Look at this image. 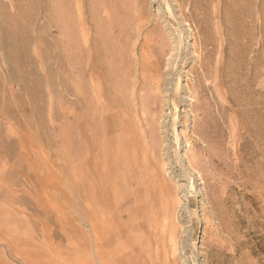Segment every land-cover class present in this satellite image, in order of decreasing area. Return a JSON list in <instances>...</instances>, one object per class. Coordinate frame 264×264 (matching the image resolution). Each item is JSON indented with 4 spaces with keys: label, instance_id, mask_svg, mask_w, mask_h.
<instances>
[{
    "label": "rangeland",
    "instance_id": "1",
    "mask_svg": "<svg viewBox=\"0 0 264 264\" xmlns=\"http://www.w3.org/2000/svg\"><path fill=\"white\" fill-rule=\"evenodd\" d=\"M100 131L113 174L121 144L147 157L122 201L100 191ZM135 251L136 264H264V0H0V264Z\"/></svg>",
    "mask_w": 264,
    "mask_h": 264
},
{
    "label": "bare ground",
    "instance_id": "2",
    "mask_svg": "<svg viewBox=\"0 0 264 264\" xmlns=\"http://www.w3.org/2000/svg\"><path fill=\"white\" fill-rule=\"evenodd\" d=\"M16 1H18V0H16ZM30 1H33V0H30ZM47 1V0H46ZM78 1V0H77ZM28 2V1H27ZM51 2V1H50ZM38 3V2H37ZM68 3V2H67ZM78 3V2H77ZM80 3V2H79ZM69 4V3H68ZM36 5V7H37V4L36 3H34L32 6H35ZM19 7V6H18ZM77 7H78V5H77ZM80 7V6H79ZM121 7V6H120ZM42 8V7H41ZM120 9V8H119ZM20 10V9H19ZM38 10H39V7H38ZM79 10V9H78ZM81 10V9H80ZM90 10V9H89ZM105 10V9H104ZM36 11V10H35ZM22 14L21 15H23V12H21ZM50 13V12H49ZM48 13V14H49ZM79 13V15L81 16V14H80V12H78ZM54 15V14H53ZM20 17V16H19ZM29 17V16H28ZM27 17V18H28ZM78 17V16H77ZM32 18V17H31ZM35 18V17H34ZM79 18V17H78ZM118 18V17H117ZM16 20V19H15ZM34 20V19H33ZM81 20H82V18H81ZM74 21V20H73ZM80 23H82V22H80ZM118 25V24H117ZM116 27V26H115ZM81 29V28H80ZM7 30V29H6ZM29 30V29H28ZM28 30L26 29V28H22V31H21V33H25V32H28ZM72 30V29H71ZM70 30V31H71ZM74 30L75 29H73L72 31H71V35L73 36V39H74ZM83 28H82V32H83ZM87 31H88V29H87ZM77 32H78V30H77ZM81 32V31H80ZM98 32V31H97ZM15 33V32H14ZM20 33V34H21ZM88 33V32H87ZM90 34V33H89ZM98 34V33H97ZM100 34V33H99ZM16 35V34H15ZM25 35V34H24ZM28 35V34H27ZM82 35V34H81ZM10 36H12V38H13V33L11 32V35ZM17 36V35H16ZM18 37V36H17ZM22 37V36H21ZM81 37V36H80ZM83 39H84V41H85V43H88L89 41H88V39H86L85 38V34H83ZM90 37V36H89ZM97 37V36H96ZM99 37H100V35H99ZM107 38V37H106ZM82 39V40H83ZM90 40V39H89ZM23 41H25V40H23ZM95 41V40H94ZM83 42V41H82ZM107 42V41H106ZM84 43V42H83ZM82 43V44H83ZM90 43V42H89ZM99 43V42H98ZM15 45V47L16 46H21V47H25V45H26V43H14ZM53 44V43H52ZM81 44V45H82ZM84 45V44H83ZM96 45H98V44H96ZM103 45V44H102ZM52 46V45H51ZM91 46V45H90ZM99 46L101 47V45L99 44ZM107 46V45H106ZM105 46V47H106ZM87 47V46H86ZM108 47V46H107ZM51 48H53V47H51ZM94 48V47H93ZM96 48V50H97V47H95ZM18 49V48H17ZM54 49V48H53ZM108 49V48H107ZM80 50V49H79ZM95 50V51H96ZM84 51V50H83ZM52 52H54V51H52ZM74 52V54H75V56L77 55V53H76V51L74 50L73 51ZM55 53H57V52H55ZM79 53V52H78ZM86 54H85V58H86V61H87V63H86V66H87V69H88V71L89 72H91L94 68H95V65H93L92 64V67H91V60H92V49L91 48H89L86 52H85ZM94 53V52H93ZM97 53L99 54V52L97 51ZM54 54V53H53ZM94 56H95V54H94ZM98 56V55H97ZM56 57V56H55ZM55 57H54V59H55ZM81 57V56H80ZM51 58H52V56H51ZM57 58V57H56ZM97 58H100L99 56L97 57ZM53 59V58H52ZM58 59V58H57ZM59 61V60H58ZM63 61V60H62ZM78 63H82V61L80 60V59H78V60H76ZM75 61V62H76ZM101 61V60H100ZM72 62V61H71ZM64 63V62H63ZM68 63V62H67ZM57 64H58V62H57ZM69 65H70V63H69ZM73 65H72V63H71V66H70V68L72 67ZM65 67V66H64ZM97 67V66H96ZM82 68H83V66H82ZM75 69V68H74ZM98 69V68H97ZM66 70V69H65ZM51 71V70H50ZM85 71H86V69H85ZM99 71V70H98ZM70 72V71H69ZM76 72V71H75ZM72 73V72H71ZM85 73H87V72H85ZM99 73V72H98ZM92 74H93V72H92ZM37 75V74H36ZM88 75V74H87ZM86 75V76H87ZM103 76V75H102ZM90 77V76H89ZM97 77V76H96ZM104 77V76H103ZM90 79V83L92 84V85H94L95 87H100V85L98 84V80L96 79V78H94V76H91V78H89ZM88 79V80H89ZM87 80V81H88ZM100 80V82H101V79H99ZM105 83H106V80L104 81ZM103 83V82H102ZM104 83V84H105ZM160 85V84H159ZM102 86V85H101ZM107 86V85H106ZM88 87V86H87ZM109 87H110V85H109ZM108 87V88H109ZM90 88V87H89ZM93 91V90H92ZM101 91V90H100ZM103 91V90H102ZM112 91V90H111ZM103 92H99V96L100 95H103L102 94ZM96 94H98L97 92H96ZM108 96V95H107ZM106 96V97H107ZM111 96V95H110ZM95 97H96V95H95ZM112 97V96H111ZM105 98V97H104ZM97 99V98H96ZM95 99V100H96ZM99 102V101H98ZM33 103V102H32ZM105 104V103H104ZM86 105V104H85ZM98 105V104H97ZM83 107V106H82ZM100 107V106H99ZM105 109H106V107L104 108V111H105ZM103 116V115H102ZM130 118H132V117H130ZM103 119V118H102ZM108 120V119H107ZM102 122L104 121V120H101ZM101 122V123H102ZM92 125L93 124H91V122H86L85 123V133H84V131H83V133H82V138H83V140L84 141H86V144H88V142H90L89 140H91V138H92V133H91V130H92ZM70 127V126H69ZM81 127V126H80ZM104 127V126H103ZM110 127H111V125H110ZM102 129V128H101ZM80 130H82V129H80ZM76 132V131H75ZM101 132V131H100ZM103 134H105L103 131L101 132V134H100V148H99V153L97 154V164L99 165V169H100V172H99V181H100V183H101V185H102V187H101V190L100 191H103V188H107V189H109V191H110V195H113V198L115 199V201H122L123 200V198H125V196H123V194L121 193V190H124V189H126L127 187H128V185H130L131 183H132V181H133V178H132V176L133 175H136V176H138V178L140 177L141 179L143 178H145V176H146V174H147V157L144 155V154H142V156L140 155L139 156V154H137L138 153V151L139 150H134V152H129V149H128V152L130 153V154H128L127 155V157H128V159L126 160L125 159V157H124V150H125V148H126V146H125V144H121L120 145V147L116 150L118 153L116 154V156H115V158H116V160H114V174H113V172L111 171V168L108 166V163H104V165H103V162H102V160L104 159L101 155L103 154V152H105V153H110V151H109V148L107 147V143L105 144V137L103 136ZM75 136V135H74ZM85 143V142H84ZM106 145V146H105ZM131 145V144H130ZM145 147V146H144ZM79 148V147H78ZM152 147H150V149H151ZM85 149H87L89 152H90V150H91V148L89 147V146H85ZM153 149H154V147H153ZM144 150V149H143ZM152 150V149H151ZM140 151H142V149H140ZM113 153V152H112ZM152 152L150 151V154H151ZM88 154V153H87ZM115 154V153H114ZM111 156V155H110ZM88 158H89V162H88V165H91V168H92V162H93V156L90 154V156H87ZM110 158V157H109ZM105 160V159H104ZM193 159L191 158L190 160H188V163H190V165H191V163L193 162L192 161ZM111 164V163H110ZM112 164H113V162H112ZM116 166H118V168L120 169H122V171L120 172V170H119V172L118 171H116L115 172V170H117V169H115V167ZM85 170V169H84ZM93 170V169H92ZM91 171V170H90ZM85 173V172H84ZM113 174V178H112V175ZM137 179V178H136ZM149 181V180H148ZM93 183H95L94 181H93ZM135 183L138 185L139 184V181H135ZM94 185L91 183V182H88L87 183V189H86V195H87V197L89 198V200H92V199H94L95 197H96V194L98 195V191H97V186H96V188L95 187H93ZM136 188H137V186H136ZM135 188V189H136ZM103 193V192H102ZM134 193V192H133ZM138 193V192H137ZM137 193H135L134 195H135V197H134V203L136 204L135 205V209H133L132 210V214L134 215V220H132L131 219V217H130V220H132V221H130L131 222V225H132V222H133V226L134 227H137V226H140V222H139V219L141 218H138V216H135V214H141V215H143V217H144V212H143V208L141 207V203H142V201H144V199H143V196L141 195V194H137ZM158 199H157V201L158 200H161L162 198L161 197H157ZM96 199V198H95ZM98 199V198H97ZM154 202V201H153ZM89 204V203H88ZM116 204V203H115ZM120 206V205H119ZM132 208V207H131ZM163 209V208H162ZM104 211V210H103ZM165 211V210H164ZM106 212H108V211H106ZM123 212V211H122ZM127 212H128V210H127ZM119 213V212H118ZM129 214H131V211L129 210ZM106 216H107V214H106ZM117 223H119V222H117ZM102 225V224H101ZM111 226V225H110ZM103 227V226H102ZM109 227V226H108ZM130 228V227H129ZM128 228V229H129ZM137 228H139V227H137ZM136 231H137V229H136ZM175 231V230H174ZM139 236L136 234V232H134V236H132L130 239H131V241L133 242V244L135 245V247H136V245L137 244H139L140 242H139ZM112 243V242H111ZM130 249H131V247L129 246V245H127ZM142 249H144L143 247H142ZM131 250H133V249H131ZM135 250V249H134ZM99 253V252H98ZM143 253V252H142ZM120 255V254H119ZM134 255H136L134 258H133V260L131 259V261L129 260V263L128 264H132L131 262H133V264H136V262H137V260L139 259V257H138V255H137V251H135L134 252ZM121 256V255H120ZM125 256V255H124ZM130 257V256H129ZM124 262V261H123ZM127 263V262H126ZM118 264H120V263H118ZM153 264V263H152Z\"/></svg>",
    "mask_w": 264,
    "mask_h": 264
}]
</instances>
